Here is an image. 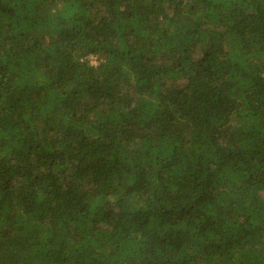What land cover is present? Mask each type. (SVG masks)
Listing matches in <instances>:
<instances>
[{
    "label": "trees",
    "instance_id": "trees-1",
    "mask_svg": "<svg viewBox=\"0 0 264 264\" xmlns=\"http://www.w3.org/2000/svg\"><path fill=\"white\" fill-rule=\"evenodd\" d=\"M0 264H264V0H0Z\"/></svg>",
    "mask_w": 264,
    "mask_h": 264
},
{
    "label": "rangeland",
    "instance_id": "rangeland-1",
    "mask_svg": "<svg viewBox=\"0 0 264 264\" xmlns=\"http://www.w3.org/2000/svg\"><path fill=\"white\" fill-rule=\"evenodd\" d=\"M94 62V61H93Z\"/></svg>",
    "mask_w": 264,
    "mask_h": 264
}]
</instances>
